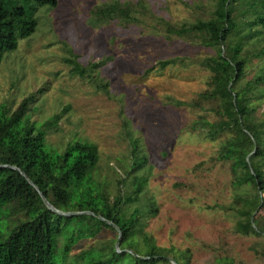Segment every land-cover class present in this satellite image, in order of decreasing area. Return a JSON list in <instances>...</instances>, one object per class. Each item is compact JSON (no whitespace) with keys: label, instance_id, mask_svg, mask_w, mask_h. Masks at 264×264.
<instances>
[{"label":"rangeland","instance_id":"obj_1","mask_svg":"<svg viewBox=\"0 0 264 264\" xmlns=\"http://www.w3.org/2000/svg\"><path fill=\"white\" fill-rule=\"evenodd\" d=\"M113 1L59 0L55 9H40L36 32L0 66V104L11 102L15 110L34 96L33 121L60 115L47 136L53 149L63 151L76 138L95 143L99 176L109 182L112 198L132 165L136 142L147 161L136 174L148 177L144 194L158 208L156 216L142 218L144 232L157 246L187 251L186 264H216L226 256L234 264H264V237L237 230V198L249 187L234 186L230 163L219 158L220 140L191 130L203 112L177 104L191 102L207 88L209 74L199 62L212 51L168 37L164 23L180 26L208 18L215 0H118L143 3L145 9L136 13L139 22L98 23L94 11ZM74 56L84 67L100 64L93 77L71 72L66 59ZM165 60L176 63L162 70L159 63ZM260 63L251 58L248 79ZM253 105L264 122V99L254 97ZM137 206H127L126 217ZM257 215L264 217V208ZM113 240L117 233L106 229L81 241L65 264H83L84 250Z\"/></svg>","mask_w":264,"mask_h":264},{"label":"trees","instance_id":"obj_2","mask_svg":"<svg viewBox=\"0 0 264 264\" xmlns=\"http://www.w3.org/2000/svg\"><path fill=\"white\" fill-rule=\"evenodd\" d=\"M214 4L208 18L180 26L164 23L168 37L212 51L199 62L209 74L207 88L191 102L177 104L203 112L191 130L220 140L219 158L230 163L234 186L250 189L237 198L241 217L237 230L262 239L264 217L257 213L264 208V122L257 117L253 99H264V0H215ZM58 5L59 0H0V66L7 54L36 32L38 11ZM138 9H145L143 3L115 0L99 6L94 16L98 23L128 24L139 22ZM251 58L261 63L248 79ZM66 62L82 78L92 76L100 66L84 67L76 56ZM175 63L165 60L159 66L164 70ZM99 86L108 87L102 80ZM33 100L34 96L26 98L15 110L11 102L0 104V264H65L75 245L97 238L106 229L115 231L117 240L84 250L79 256L83 264L171 263L168 258L186 264L187 251L157 246L144 232L142 218L156 216L158 208L144 194L148 177L136 174L147 162L137 143L132 165L117 181L112 198L109 182L99 176L98 146L76 138L63 151L51 148L48 132L57 126L60 115L45 123L33 121L29 114ZM38 189L56 210L81 214L64 216L51 210ZM135 203L139 206L126 217L127 206ZM216 264L234 261L226 256L217 258Z\"/></svg>","mask_w":264,"mask_h":264},{"label":"water","instance_id":"obj_3","mask_svg":"<svg viewBox=\"0 0 264 264\" xmlns=\"http://www.w3.org/2000/svg\"><path fill=\"white\" fill-rule=\"evenodd\" d=\"M22 174H23L24 176H26L23 172H22ZM38 191H39V189H38ZM39 193H40L41 197L43 198L45 204H46L51 210L57 212L58 214H61V215H64V216H73V215L81 214V213H64V212H61V211L56 210V209L50 204V202L46 199V197L43 195V193L40 192V191H39ZM120 240H121V237L119 238L118 242L116 243V248H117V249H118L119 246H120ZM168 260H170L171 262L175 263L174 260L171 259V258H168Z\"/></svg>","mask_w":264,"mask_h":264}]
</instances>
